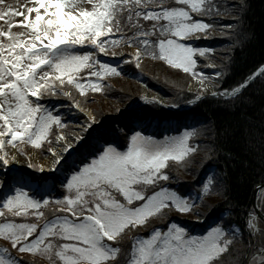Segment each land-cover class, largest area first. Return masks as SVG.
I'll list each match as a JSON object with an SVG mask.
<instances>
[{
    "label": "snow or ice",
    "instance_id": "snow-or-ice-1",
    "mask_svg": "<svg viewBox=\"0 0 264 264\" xmlns=\"http://www.w3.org/2000/svg\"><path fill=\"white\" fill-rule=\"evenodd\" d=\"M247 8V0L227 5L217 0H0V173H14L8 166L30 145L43 148L52 158L49 170L65 177L59 180L64 192L54 200L37 198L30 178L13 175L9 183L0 177V189H11L0 198V239L8 242L0 248V264H29L22 254L45 257L50 264H264V226L258 227L251 213L245 228L261 239L246 245L242 259L228 258L237 251L240 230L227 221L202 235H190L173 221L166 230L132 237L124 249L129 232L163 218L165 210L202 216L196 206L214 189L221 191L223 181L208 177L195 200L181 194L169 186L175 177L166 169L170 161L184 167L193 162L186 158L199 146L191 143L195 128L163 139L129 134L126 125L100 124L87 108L95 101L74 95L104 91L106 77L120 76L121 65L129 62L139 69L142 55L198 77L203 86L209 76L198 69L197 58L204 59L205 68L213 67V50L192 41L209 38L221 12L230 10L236 19L222 27L235 26L233 46L243 43L251 36L240 38ZM131 45L134 59L117 51ZM120 56L116 65L102 59ZM257 82L264 84V64L231 89L211 95L233 99ZM61 97L68 101L67 113L59 110L62 101L49 106ZM202 97L197 93L195 99ZM73 110L86 118L69 134L64 130L75 119ZM119 136L127 139L126 146L116 142ZM27 167H34L30 160Z\"/></svg>",
    "mask_w": 264,
    "mask_h": 264
},
{
    "label": "trees",
    "instance_id": "trees-1",
    "mask_svg": "<svg viewBox=\"0 0 264 264\" xmlns=\"http://www.w3.org/2000/svg\"><path fill=\"white\" fill-rule=\"evenodd\" d=\"M217 2L227 5L237 2V0H217ZM247 3L248 8L243 15V25L241 26L243 34L240 38L243 40V35L251 34L249 39L243 40V43L234 47L233 34L237 30L236 27L226 30L222 29L221 24L216 25L209 38L213 50L211 61L220 64V68L224 69L225 72L220 81L219 91L231 89L247 74L264 64V0H247ZM229 13L230 10L222 11L221 16L225 21L233 23L236 17ZM222 33L226 38H219ZM226 58L228 59L226 60ZM163 69H169L164 62L146 56L142 66V73L146 80L156 79L159 82H167L158 76V73ZM171 72V76L176 82L175 85H177L175 91L185 94L187 99L189 95L186 94V86L183 85L192 79L191 76L172 70ZM116 77L119 78L120 76ZM179 82H181L180 85ZM217 84L216 86H218ZM160 86L169 88L164 83ZM96 94L99 95L101 92ZM198 109L204 119H209V124L206 125L210 127L203 126L199 135L201 136L204 130L211 129L213 136L211 150L214 151L209 149L205 155H201L198 160L200 164H197L198 161L194 162L195 157L206 149V146L200 144L197 152L193 154L192 158H189L193 159V162L187 168L182 166L184 162L181 161L179 162L180 165L182 164L181 166L177 168L170 166L166 171H170L171 174L175 171H181L185 178L194 182L195 187H200L210 177L208 175L210 170L212 177H219L223 181V188L221 191L214 189L209 196L207 194L206 197H208L204 201L208 200V203H199L195 211L203 214L201 217L206 219V227L214 224L215 220H225L229 217L228 220L235 226L245 228V219L249 213H253L252 204L255 189L258 185L264 184V84L257 82L249 87L242 96L232 100L205 98L204 104L198 106ZM96 111L99 116L101 114L99 119L102 121H108L113 115L112 111L110 112L105 105H103V110L98 111L96 108ZM143 113L147 119L146 124L152 123L151 125H155L156 129L159 128V125L155 123V119H151L154 114L179 125H182L186 118L182 115L174 117L171 113L162 110L152 112L148 108H144ZM196 139L192 140V144H196ZM209 156L211 159L208 158ZM195 165L196 171L194 170ZM214 168L216 173L213 174ZM183 171L191 176H187ZM165 211L170 212V214L175 213L172 208ZM187 214L190 215V219L195 216L192 213ZM183 224L185 227L188 226V223L183 222ZM130 240L129 236L125 237L124 249H127ZM237 241V245H239L236 247L237 251L228 257L229 259L234 260L237 255L242 259L243 253L246 252L245 244L250 239L249 236L246 241L237 237ZM6 245L8 246V243ZM225 255L227 257V254ZM22 258L30 259L27 254H22ZM36 264L42 263L36 260Z\"/></svg>",
    "mask_w": 264,
    "mask_h": 264
},
{
    "label": "rangeland",
    "instance_id": "rangeland-1",
    "mask_svg": "<svg viewBox=\"0 0 264 264\" xmlns=\"http://www.w3.org/2000/svg\"><path fill=\"white\" fill-rule=\"evenodd\" d=\"M6 2L13 3L14 0H6ZM219 22H221V27H222V25L231 24V22H227L224 19L219 20ZM222 29L229 30L228 28H224V27H222ZM212 47H213V45H212ZM210 49H212V48H210ZM117 51L122 52L126 56H129L130 58L134 59V53L136 51V48L131 47V46H126V47L118 48ZM110 58H112V57H102V59L104 61L110 62L113 65H116L119 63V61L121 59L124 58V56L114 58V61H115L114 63L111 60H109ZM144 59H145V56L142 55L141 62H140L141 67L139 69L135 68L131 62H129L128 64L121 65V67L124 69V71L121 73L120 77L119 78H117L116 76L106 77L105 80L102 82L104 85V91H102L101 94H99V95L96 94L95 98H92V99L88 98L87 99V100L95 99L94 100L95 103H88L87 108L94 110L95 115L97 117V120L100 122L99 117L101 116V114H100V116L98 115L96 108L98 111L101 109L103 110V105H105V107H107V109L110 110V112L112 111V114L115 111H117L118 109L119 110L122 109L123 111H126V113H133L134 111H136L137 112V113H135L136 120H134V123L137 125H141L142 127L140 129L132 128L130 131H128L129 134H131L135 131H141L142 134L151 135L156 139H163L166 136H173L174 134H172L171 132L161 131L160 133H155V132L159 131V128L156 129V126H154L155 130H153L152 132L150 131L149 128L146 127L147 126V124H146L147 119H145V117L143 116V109L148 108L151 111L162 110V111H165L167 113H171L172 115H177V116L182 115V117L188 116L186 119H187V122H189V123L186 125V127H187L186 129H189V128H195V129L198 128L199 129V125H200V127L204 126L206 128H210L209 126L206 125V124H209V119L203 118V116L199 113L198 106H200L201 104H204L205 98L210 97V98H213L216 100V97H213L211 95V93H209V92L210 91H212V92L217 91L221 87L220 81H221L222 77L217 78L213 75L217 71H221V72H223V74L225 73L224 69L220 68V66H219L220 64L218 65L217 62L210 60V63L213 64L214 66L205 68L206 62L204 61V59L199 58V57L197 58L198 59V69H202L209 76V79L206 80L204 85L202 86L200 84L199 78L193 77L189 82L186 83V85H183V86H186L185 87L186 94L189 95V97L186 99L185 94L180 93L179 91H175L177 85H175L176 82L171 76L172 72L170 69H163L161 72L158 73L159 78L161 80H166L168 83L164 82V81L159 82L156 79L155 80H152V79L146 80L145 76L142 73V66H143V63L145 62ZM181 73L183 74V72H181ZM173 76L176 78L178 77L177 75H173ZM163 83L165 85H167L171 90L169 88H165V87H163L161 89L159 87V85L160 84L163 85ZM180 83L181 82H179L178 84L180 85ZM216 84L218 86H216ZM213 85H215V86H213ZM173 88H174V90H173ZM205 88L207 89V91H205ZM136 90H137V92H136ZM132 92H134V93H132ZM175 92H177V93L175 94ZM201 92L203 93V97L200 100H196L195 99L196 94L201 93ZM89 95L91 96L93 94H89ZM103 98H105V99H103ZM77 99L85 100L81 96H78ZM101 100H103V101H101ZM152 100H158L159 103H149L148 102V101H152ZM61 101L63 103H62L59 110L63 111L64 113H67L69 111L68 103L66 100H61ZM59 102H60L59 100H53L51 102V104H49V106L51 107L52 104H54V103L58 104ZM90 114H92V113L90 112L89 115ZM185 114H187V115H185ZM73 115H74L75 119L72 122H70L69 128L65 130V132H67L69 134H71L73 132V130L78 131V129L84 123L85 118H86L84 114H78L77 115L75 110H73ZM119 116H120V114L119 115L116 114L114 116V119L116 120L117 118H119ZM122 118H124L126 120V117H122ZM199 122H200V124H197ZM145 127L147 128V130L145 129ZM186 129H184V130L181 129V131L176 133V135L182 134L183 131H185ZM196 133H197V135L194 137V139L197 138L195 143L198 145L202 144V145L206 146L205 147L206 151L202 150V152L199 153V155L197 157H195L194 162L198 161L201 158V155H205L207 153V151L209 149H211V141H212V137H213L211 129L204 130L201 136L199 135V132L196 131ZM127 142L128 141L126 139V141L122 143V147L126 146ZM191 143H192V141H191ZM34 154L37 155L36 158H35ZM21 156H28L29 160L34 165V167L36 168L39 166L43 167L44 161L50 155L45 154L44 151H42V152L38 151L37 149H31V150L25 151V153L23 155L17 154V160L13 163H10V165L8 166L9 168H14L15 172L14 173L13 172L8 173L7 175H9V176H4L3 173H0V177H3L4 179L8 180L9 183H11L13 175H19V176H24L26 178H30L26 173L27 169L29 167H27V165L25 167L22 166L21 162L19 161ZM73 159H78V158L74 155ZM197 164H200V161H198ZM196 169H197V167L195 165L194 170L196 171ZM44 172L49 173V174H54L50 170H44ZM183 172L186 174V171H183ZM58 173L61 175H59ZM58 173H55V176H54L57 180H61V179L65 178L64 175L62 174V172H58ZM171 175L173 177H175V179H173L170 182L169 186L171 188L177 190L181 194H185V195L190 194L192 196L193 200H195L197 194L201 190V187H199V186L195 187L194 182H191L190 180L185 178V176L182 174L181 171L180 172L175 171ZM187 176H191V175H187ZM39 185H42V184L38 181L31 180V185H30L31 191L37 196V198H41V199L48 198L50 200H54L55 198L60 197L61 194L64 192V189L59 185V181H56L55 179H52L51 182H49V180H46V184H44V187H39ZM5 187L7 189H5V188L0 189V198H2L5 193H9L11 191L10 188H8L7 186H5ZM4 191H5V193H3ZM209 195H210V193L208 194V196ZM207 197H206V195L203 196L200 203H203V204L208 203V200L204 201V199L205 198L207 199ZM258 204H259L260 209L264 212V191H262L261 195L258 198ZM50 207H51V205H50ZM44 211L46 212V215L49 218H51V215H50L48 209H44ZM47 211H48V213H47ZM183 215L184 214H182V213L179 214V217L181 220H184V218H185V216H183ZM186 216H190V215L186 213ZM195 216H194V218H196ZM228 218L229 217H227L225 220H217V222L214 225H211L206 229H200V227H198L197 231H190L189 230L190 227H188V229H186L183 222H180L175 218V214H170V212L167 211L166 215L163 218H161V220L153 228H160L162 230H166L168 225L174 221L177 225L184 227L190 235H202V234H205L207 232V230H209L211 227L217 225L218 221L221 223H223L225 221L231 223V221L228 220ZM231 224L233 225L234 228H238L243 233V235L241 237L240 231H238L237 237H241L246 241V239H248V236H249V231H246V228H240V227L235 226L234 223H231ZM150 231L151 230H149L147 233L138 232L137 234L133 235V237L137 236V235L147 237L149 235ZM237 242L238 241L236 239L235 247L239 246V245H237ZM250 242H252V240ZM248 243H246L245 245H247ZM245 250L247 251L246 247H245ZM29 264H36V263L29 262Z\"/></svg>",
    "mask_w": 264,
    "mask_h": 264
},
{
    "label": "bare ground",
    "instance_id": "bare-ground-1",
    "mask_svg": "<svg viewBox=\"0 0 264 264\" xmlns=\"http://www.w3.org/2000/svg\"><path fill=\"white\" fill-rule=\"evenodd\" d=\"M35 158L37 157L36 154H34ZM19 161L21 162L22 166H26L28 161H29V157L28 156H21ZM52 165V158L51 156H49L43 163V168L45 170H49L50 166ZM8 187V186H7ZM5 189H7L6 187H3Z\"/></svg>",
    "mask_w": 264,
    "mask_h": 264
},
{
    "label": "water",
    "instance_id": "water-1",
    "mask_svg": "<svg viewBox=\"0 0 264 264\" xmlns=\"http://www.w3.org/2000/svg\"><path fill=\"white\" fill-rule=\"evenodd\" d=\"M262 187H263V185L258 186L257 189H256V191H255V195H254V202H253V205H254V207H255L257 213H259V210L257 209V202H256V199H257V195H258V193H259V191H260V189H261Z\"/></svg>",
    "mask_w": 264,
    "mask_h": 264
}]
</instances>
